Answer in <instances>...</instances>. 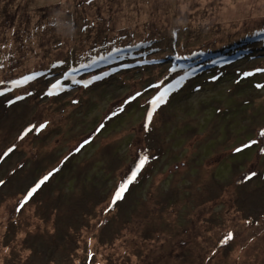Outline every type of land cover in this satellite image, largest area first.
I'll return each mask as SVG.
<instances>
[{"label": "rangeland", "instance_id": "1", "mask_svg": "<svg viewBox=\"0 0 264 264\" xmlns=\"http://www.w3.org/2000/svg\"><path fill=\"white\" fill-rule=\"evenodd\" d=\"M261 32L264 0H0V264H264V48L77 75Z\"/></svg>", "mask_w": 264, "mask_h": 264}, {"label": "trees", "instance_id": "2", "mask_svg": "<svg viewBox=\"0 0 264 264\" xmlns=\"http://www.w3.org/2000/svg\"><path fill=\"white\" fill-rule=\"evenodd\" d=\"M128 30V29H127ZM256 38H260L264 41V32H261L256 37H249V38H243L241 40H236L235 44H230V51L229 53H224L230 58H234L229 60L228 62H225L224 60H220L218 57L219 51L225 47V44H220L217 46H209L208 51L201 54L200 51L195 50L194 52H189V54H180V53H166L165 56H163L162 49L160 50V58L157 57V54L159 52H151L152 50V43L146 42V43H140L137 44V46H130L126 50H123L119 53L115 52L116 50L113 49V46H111L109 49H107L105 52L101 53L97 58H93L92 62L90 64H83L80 68V72L77 75H83L91 76L92 80L90 81V85L93 83H97L100 81H103L105 79H108L111 76L117 75L116 73L122 70H129L135 71L139 70L140 68L144 66H150L152 63H157V65H162L166 61H169V63L173 62L172 68L177 69L178 75L176 80V84H180L183 81L195 76L197 73L201 72L205 67H224L232 63L233 61L239 59L242 55H245L247 53L252 52L256 47L264 48V44L254 45ZM246 39V40H245ZM132 41H135L133 39ZM247 43H243V42ZM240 49L241 52H239L241 55L233 57L231 55V52L234 50ZM139 51V52H138ZM222 54V53H221ZM220 54V55H221ZM151 55H155L156 61L151 58ZM209 56L211 57V60L209 63L204 64L200 58ZM222 56V55H221ZM119 59H124L126 62L125 66L119 68V67H113L115 66V63ZM203 59V58H202ZM112 61V62H111ZM155 61V62H153ZM175 64V66H173ZM137 68V69H136ZM127 72V71H124ZM123 72V73H124ZM88 73V74H86ZM85 77V76H84ZM80 80V79H79ZM79 80L76 82L78 83ZM27 86H33L35 84H38V81L36 77L32 76L27 81ZM25 83V84H26ZM171 84V83H170ZM169 84V85H170ZM78 85H80L78 83Z\"/></svg>", "mask_w": 264, "mask_h": 264}, {"label": "snow or ice", "instance_id": "3", "mask_svg": "<svg viewBox=\"0 0 264 264\" xmlns=\"http://www.w3.org/2000/svg\"><path fill=\"white\" fill-rule=\"evenodd\" d=\"M158 101H159L160 103L163 102V100H162L161 97H157L156 100L153 101V111L150 112V113L148 114V121H149V122H151V120H152V115H153V112L156 110V107L159 106V104L157 103ZM146 130H147V126H146ZM239 150H240V149H237V151H239ZM146 161H147V157L145 156V157L141 160L140 167H143V165H144V163H145ZM135 175H136V173L134 172V173H133V176H132V179L135 178ZM255 175H256V173H252V174H251L249 177H247L246 179H251V178H252L253 176H255ZM46 179H47V177H45V180H46ZM131 182H132V180H129L127 183L121 185L120 190L116 193V196H115V199H114L113 203H115L116 200L122 199L124 191H126V189H127V187H128V184L131 183ZM41 183H43V181H42ZM33 191H35V189H33ZM31 194H32V193H29V196H31ZM231 238H232V237H231V234H229V236L226 237V239H225L224 242H227V240H228V239H231Z\"/></svg>", "mask_w": 264, "mask_h": 264}, {"label": "bare ground", "instance_id": "4", "mask_svg": "<svg viewBox=\"0 0 264 264\" xmlns=\"http://www.w3.org/2000/svg\"><path fill=\"white\" fill-rule=\"evenodd\" d=\"M40 77H41V76H39V77H36L37 81H39V80H40V79H39ZM161 91H163V92H164L163 96H166V95H167V93L171 91V88H168V85H167V86H165L164 88H162V90H161ZM161 91H160V93H162Z\"/></svg>", "mask_w": 264, "mask_h": 264}]
</instances>
